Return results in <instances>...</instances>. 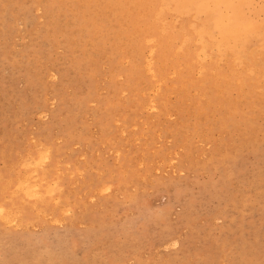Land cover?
Here are the masks:
<instances>
[{
  "label": "rangeland",
  "instance_id": "374dc122",
  "mask_svg": "<svg viewBox=\"0 0 264 264\" xmlns=\"http://www.w3.org/2000/svg\"><path fill=\"white\" fill-rule=\"evenodd\" d=\"M170 2L0 0V264H264V0Z\"/></svg>",
  "mask_w": 264,
  "mask_h": 264
},
{
  "label": "bare ground",
  "instance_id": "6f19581e",
  "mask_svg": "<svg viewBox=\"0 0 264 264\" xmlns=\"http://www.w3.org/2000/svg\"><path fill=\"white\" fill-rule=\"evenodd\" d=\"M99 1V0H98ZM242 1V0H241ZM89 3V2H88ZM163 3V0H162ZM173 3H176L177 5L180 6V12L179 14H192L193 8H198L199 6L204 7L206 10L203 13L204 14V21L198 23L199 26L207 27L208 28V34L205 35L208 46H215L214 43V38H212V34L218 33L220 35L224 34L227 31V27L224 26V24L228 21H234L236 24L242 23L244 20V10H240L241 5L233 3L232 0H171L170 5ZM240 3V2H239ZM109 4V3H108ZM240 8H239V6ZM116 7V6H115ZM107 9V8H106ZM243 9V8H242ZM106 14V13H105ZM111 16V15H110ZM85 18V17H84ZM202 19V18H201ZM175 20V19H174ZM117 22V21H116ZM79 23V22H78ZM95 26V24H93ZM182 25V24H181ZM90 26V25H89ZM138 27V26H137ZM182 27V26H181ZM257 27V26H256ZM95 28V27H94ZM252 31V36L256 37L258 34V30H253L250 28ZM131 33V32H130ZM192 33L194 34V38L197 41L199 39V35H197V32H194L192 30ZM119 36V35H118ZM153 36V35H152ZM87 38V37H85ZM96 39V38H95ZM145 39V37H144ZM119 44V43H118ZM199 49L201 48V45H199ZM186 47V46H185ZM242 48L237 49V56L240 58L242 57L241 53ZM198 51V50H197ZM252 51V50H251ZM246 52V51H245ZM245 57V55H244ZM243 57V58H244ZM132 59V58H131ZM117 60V59H116ZM242 61V60H241ZM259 62V61H257ZM143 64V63H142ZM150 67V66H149ZM148 67V68H149ZM261 88V87H260ZM219 92V91H218ZM220 94V93H219ZM113 102V101H112ZM44 155V154H42ZM47 155V154H46ZM44 158V156H43ZM42 160V159H41ZM37 163V161H36ZM44 163V161H43ZM39 165V164H38ZM37 166V165H36ZM43 173V172H42ZM41 177V176H40ZM25 179V178H24ZM24 184V183H23ZM32 185L34 183H31ZM26 185V184H25ZM24 185V186H25ZM29 186V184H28ZM20 187V186H19ZM36 187V185H33V189ZM28 189L29 187L26 186ZM31 188V187H30ZM29 188V189H30ZM28 189V191H29ZM35 192V191H34ZM37 192V191H36ZM35 192V193H36ZM14 193V192H13ZM32 194L33 192L30 190L27 194ZM34 193V194H35ZM32 194V195H34ZM41 198V197H40ZM43 199V198H41ZM41 202V201H40ZM40 211V210H39ZM38 211V212H39ZM8 222V221H7ZM16 224V223H15Z\"/></svg>",
  "mask_w": 264,
  "mask_h": 264
}]
</instances>
